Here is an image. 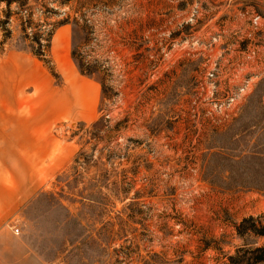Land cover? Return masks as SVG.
<instances>
[{
    "label": "rangeland",
    "instance_id": "1",
    "mask_svg": "<svg viewBox=\"0 0 264 264\" xmlns=\"http://www.w3.org/2000/svg\"><path fill=\"white\" fill-rule=\"evenodd\" d=\"M251 11L264 19V0H0L1 51L42 53L48 114L63 102L43 166L0 152V264H231L264 245ZM251 72L257 85L222 116Z\"/></svg>",
    "mask_w": 264,
    "mask_h": 264
},
{
    "label": "crops",
    "instance_id": "2",
    "mask_svg": "<svg viewBox=\"0 0 264 264\" xmlns=\"http://www.w3.org/2000/svg\"><path fill=\"white\" fill-rule=\"evenodd\" d=\"M41 62L40 57L26 51L0 49V152L8 150L9 144L15 152L34 153L38 159L36 164L23 157L25 163L22 165L28 168H38L48 161L49 149L44 136L49 126L63 113V102L52 98L53 114H48V92L53 90L49 70ZM29 86L39 91L38 97L30 99L25 95ZM78 102L74 99L71 102L76 113L79 112Z\"/></svg>",
    "mask_w": 264,
    "mask_h": 264
},
{
    "label": "built area",
    "instance_id": "3",
    "mask_svg": "<svg viewBox=\"0 0 264 264\" xmlns=\"http://www.w3.org/2000/svg\"><path fill=\"white\" fill-rule=\"evenodd\" d=\"M247 21L250 25L251 59H253L258 53L260 54L261 50H263V43L259 42L257 39H259L264 33V19H262V16L259 13L251 11V19H247ZM216 39L217 38L215 37L214 42ZM192 40L198 42L199 38L194 37ZM187 42H189V39ZM209 74L214 77L213 72ZM260 76L261 75L258 72H251L250 75L245 76L241 83L237 84V86L226 95V98L221 103V107H224V109L221 110L222 116L229 117L237 113L239 103L246 99L248 94L253 91ZM15 231L19 233L20 229L16 228Z\"/></svg>",
    "mask_w": 264,
    "mask_h": 264
},
{
    "label": "trees",
    "instance_id": "4",
    "mask_svg": "<svg viewBox=\"0 0 264 264\" xmlns=\"http://www.w3.org/2000/svg\"><path fill=\"white\" fill-rule=\"evenodd\" d=\"M8 5H10V1H7ZM39 41V38L36 39ZM36 55H38L40 58L42 53L35 52ZM76 53L75 50L73 51V57H75ZM81 72L84 73L83 69H81ZM247 220H245L242 224L239 225V231L242 230V226ZM253 231L258 234L264 235V229H258L256 225H253ZM239 256L230 257L231 258V264H264V245L258 246L255 248H240L238 250Z\"/></svg>",
    "mask_w": 264,
    "mask_h": 264
}]
</instances>
